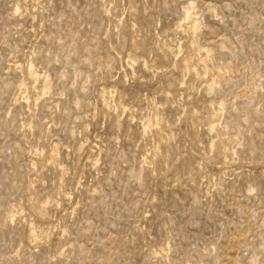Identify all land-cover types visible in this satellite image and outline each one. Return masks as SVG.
<instances>
[{"label":"rangeland","instance_id":"obj_1","mask_svg":"<svg viewBox=\"0 0 264 264\" xmlns=\"http://www.w3.org/2000/svg\"><path fill=\"white\" fill-rule=\"evenodd\" d=\"M0 264H264V0H0Z\"/></svg>","mask_w":264,"mask_h":264},{"label":"bare ground","instance_id":"obj_2","mask_svg":"<svg viewBox=\"0 0 264 264\" xmlns=\"http://www.w3.org/2000/svg\"><path fill=\"white\" fill-rule=\"evenodd\" d=\"M215 74V73H214ZM212 76H213V74H212Z\"/></svg>","mask_w":264,"mask_h":264}]
</instances>
